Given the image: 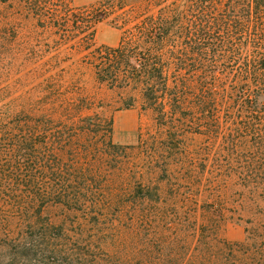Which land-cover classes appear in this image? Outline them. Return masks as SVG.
<instances>
[{
    "label": "trees",
    "instance_id": "trees-1",
    "mask_svg": "<svg viewBox=\"0 0 264 264\" xmlns=\"http://www.w3.org/2000/svg\"><path fill=\"white\" fill-rule=\"evenodd\" d=\"M20 2L42 33L78 40L99 83L139 90L162 125L167 105L187 114L194 98L196 129L240 156L242 180L264 193V0ZM109 17L121 24L120 44L92 49L95 25ZM8 32L0 26V39L9 42ZM45 66L32 96H10L0 85V264H113L100 225L125 148L113 141V120L84 113L90 100L65 85V69L45 78ZM140 189L143 199L151 196ZM50 206L69 211L72 222L54 224L45 215ZM218 252L210 264H223Z\"/></svg>",
    "mask_w": 264,
    "mask_h": 264
},
{
    "label": "rangeland",
    "instance_id": "rangeland-1",
    "mask_svg": "<svg viewBox=\"0 0 264 264\" xmlns=\"http://www.w3.org/2000/svg\"><path fill=\"white\" fill-rule=\"evenodd\" d=\"M100 1L72 0V5ZM26 14L20 0L0 3V26L14 31L5 35L9 42L0 39L10 46L0 45V85L10 87V96H32L44 79V65L51 68L45 78L64 68L65 85L75 84L90 100L84 113L113 120V141L125 148L121 167L110 175L114 203L100 225L113 264H166L169 256L180 264H210L212 254L222 257L219 250L223 264H264V193L252 192L242 180L240 156L196 129L194 120L201 115L196 100H189L187 114H173L167 105L162 125L139 90L112 89L97 81L84 62L89 52L78 40L42 33ZM113 18L95 25L92 49L120 44L123 29ZM37 44V55L28 58ZM141 187L151 196L143 199ZM45 215L56 225L72 222L60 206H50Z\"/></svg>",
    "mask_w": 264,
    "mask_h": 264
}]
</instances>
